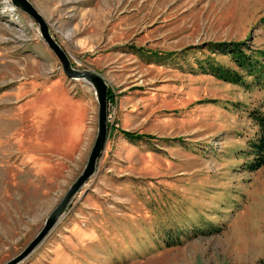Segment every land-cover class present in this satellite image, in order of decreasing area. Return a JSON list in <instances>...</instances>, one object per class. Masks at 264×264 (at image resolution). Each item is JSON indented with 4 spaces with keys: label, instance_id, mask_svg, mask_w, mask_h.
Segmentation results:
<instances>
[{
    "label": "rangeland",
    "instance_id": "obj_1",
    "mask_svg": "<svg viewBox=\"0 0 264 264\" xmlns=\"http://www.w3.org/2000/svg\"><path fill=\"white\" fill-rule=\"evenodd\" d=\"M28 1L72 69L98 75L110 99L94 174L18 264L264 261V167L247 169L248 115L264 86L233 85L197 64L236 69L207 43L264 50V0ZM97 129L92 86L67 78L38 24L0 0V264L43 228ZM170 236L181 243L167 246Z\"/></svg>",
    "mask_w": 264,
    "mask_h": 264
},
{
    "label": "water",
    "instance_id": "obj_2",
    "mask_svg": "<svg viewBox=\"0 0 264 264\" xmlns=\"http://www.w3.org/2000/svg\"><path fill=\"white\" fill-rule=\"evenodd\" d=\"M13 7L20 9L27 14L35 23L38 24L42 39L47 44L48 48L56 55L61 63L64 75L71 79H80L89 83L95 91L97 105H98V129L93 146L87 158L86 165L82 173L71 184L60 203L48 215L44 222L43 228L35 236V238L27 245V247L13 260L5 264H18L24 260L50 233V231L57 224L60 217L66 211L70 201L80 191L81 187L94 174L96 163L100 158L106 140H107V87L103 80L96 74L90 71L78 72L72 69L69 58L65 51L53 40L50 36L48 27L46 26L41 15L36 11L34 6L28 0H10Z\"/></svg>",
    "mask_w": 264,
    "mask_h": 264
},
{
    "label": "trees",
    "instance_id": "obj_3",
    "mask_svg": "<svg viewBox=\"0 0 264 264\" xmlns=\"http://www.w3.org/2000/svg\"><path fill=\"white\" fill-rule=\"evenodd\" d=\"M205 46L212 55L218 54L229 57L241 73L235 68L221 65L211 58L197 61L201 72L241 87L249 85L245 77H250L252 83L256 85L264 86V50H252L244 42L207 43ZM107 99H110L109 92ZM248 118L255 127L254 137L247 141V155L250 158L247 169L253 172L264 167V102L257 109L250 111ZM121 134L126 140L133 143L141 141L144 137L129 132H122ZM148 138L153 139V137ZM172 237L170 236L166 240L167 246H175L181 243L180 238L176 239L174 243H170ZM257 264H264V261H259Z\"/></svg>",
    "mask_w": 264,
    "mask_h": 264
}]
</instances>
